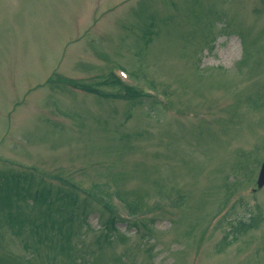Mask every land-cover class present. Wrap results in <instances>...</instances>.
<instances>
[{
    "label": "rangeland",
    "instance_id": "rangeland-1",
    "mask_svg": "<svg viewBox=\"0 0 264 264\" xmlns=\"http://www.w3.org/2000/svg\"><path fill=\"white\" fill-rule=\"evenodd\" d=\"M263 162L264 0H0V264H264Z\"/></svg>",
    "mask_w": 264,
    "mask_h": 264
},
{
    "label": "trees",
    "instance_id": "trees-1",
    "mask_svg": "<svg viewBox=\"0 0 264 264\" xmlns=\"http://www.w3.org/2000/svg\"><path fill=\"white\" fill-rule=\"evenodd\" d=\"M165 21H169V20H165ZM45 190V189H44ZM50 195V191H47L43 194H41V198L44 199L43 201H47L48 197ZM256 227V224L255 222H251L250 224H244V223H241L239 222L238 225L236 227H234V235H233V240L237 239V235H240L244 232H246L248 229L250 228H254Z\"/></svg>",
    "mask_w": 264,
    "mask_h": 264
},
{
    "label": "water",
    "instance_id": "water-1",
    "mask_svg": "<svg viewBox=\"0 0 264 264\" xmlns=\"http://www.w3.org/2000/svg\"><path fill=\"white\" fill-rule=\"evenodd\" d=\"M264 186V162L261 165L258 180H257V187L262 188Z\"/></svg>",
    "mask_w": 264,
    "mask_h": 264
}]
</instances>
